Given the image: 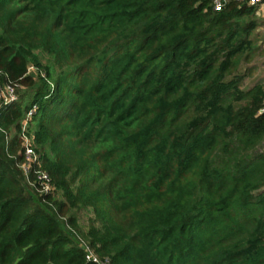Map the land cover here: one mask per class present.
Returning a JSON list of instances; mask_svg holds the SVG:
<instances>
[{"label":"trees","instance_id":"1","mask_svg":"<svg viewBox=\"0 0 264 264\" xmlns=\"http://www.w3.org/2000/svg\"><path fill=\"white\" fill-rule=\"evenodd\" d=\"M253 13L0 0V84L30 86L0 110V264H264V89L234 70ZM31 108L47 195L19 168Z\"/></svg>","mask_w":264,"mask_h":264},{"label":"built area","instance_id":"2","mask_svg":"<svg viewBox=\"0 0 264 264\" xmlns=\"http://www.w3.org/2000/svg\"><path fill=\"white\" fill-rule=\"evenodd\" d=\"M209 3L213 12H221L231 4H236L239 7L246 6L248 8H252L254 10V14L257 11L259 12L264 10V0H209ZM17 84V82L12 81H6L4 84H0V110L17 101ZM34 112L35 108H31L27 112L26 119L22 124V134L20 137L24 160L21 165H19V168L26 177L27 181H29L31 176L33 177L34 182L29 183L31 185H36L38 187L37 190L41 195H47L52 192L51 179L46 172L39 169V155L35 152L31 139L27 136V134H25L27 121L31 118ZM260 113H264V103ZM35 165H37V168L34 167ZM85 249L87 252V261L100 264L94 254L87 248Z\"/></svg>","mask_w":264,"mask_h":264},{"label":"rangeland","instance_id":"3","mask_svg":"<svg viewBox=\"0 0 264 264\" xmlns=\"http://www.w3.org/2000/svg\"><path fill=\"white\" fill-rule=\"evenodd\" d=\"M256 13H253V16L250 17V19H252L256 23V27L247 38L251 42L253 50L251 51V53L245 52L242 57H238L239 62L234 67V70L237 68V74H242L243 72H245L246 76L244 77L240 85V88L243 90L252 87L256 83H259L264 89V10L259 12L257 11ZM247 55L249 56L246 57ZM29 90L30 86H27L25 84H17L16 93L18 96L29 92ZM262 148L264 149V144L262 145ZM54 197L55 199H57L58 194H54ZM80 217L81 220L79 221V226L83 227V229L85 230L89 224L88 220L93 219V215L90 213H86L85 215L81 214ZM74 235L76 236L77 233H75Z\"/></svg>","mask_w":264,"mask_h":264}]
</instances>
